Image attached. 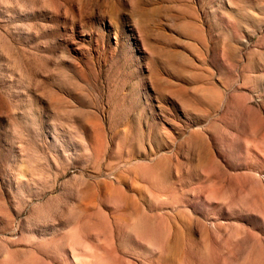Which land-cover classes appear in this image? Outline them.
Instances as JSON below:
<instances>
[{"label":"rangeland","instance_id":"rangeland-1","mask_svg":"<svg viewBox=\"0 0 264 264\" xmlns=\"http://www.w3.org/2000/svg\"><path fill=\"white\" fill-rule=\"evenodd\" d=\"M0 264H264V0H0Z\"/></svg>","mask_w":264,"mask_h":264}]
</instances>
